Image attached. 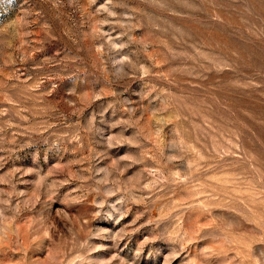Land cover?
Returning <instances> with one entry per match:
<instances>
[{
	"label": "rangeland",
	"instance_id": "obj_1",
	"mask_svg": "<svg viewBox=\"0 0 264 264\" xmlns=\"http://www.w3.org/2000/svg\"><path fill=\"white\" fill-rule=\"evenodd\" d=\"M0 264H264V0H0Z\"/></svg>",
	"mask_w": 264,
	"mask_h": 264
}]
</instances>
